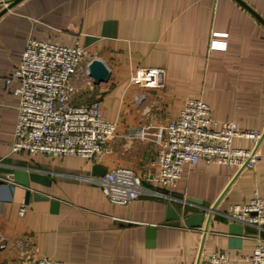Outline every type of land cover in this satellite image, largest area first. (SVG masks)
Instances as JSON below:
<instances>
[{
	"label": "crops",
	"instance_id": "0c3cea01",
	"mask_svg": "<svg viewBox=\"0 0 264 264\" xmlns=\"http://www.w3.org/2000/svg\"><path fill=\"white\" fill-rule=\"evenodd\" d=\"M14 1L0 0V264L40 258L57 264H195L217 251L229 252L235 264H249L242 257L252 254L257 237L264 239V227L245 226L241 248H231L232 221L225 213L254 193L264 196V136L254 169L201 160L184 167L175 187H163L154 181L156 145L134 139L131 131L167 124L188 98H199L217 122L264 134V24L236 0ZM242 1L264 20V0ZM215 33L224 37L214 38ZM30 38L69 47L78 39L87 50L73 79V101L99 100L102 118L117 122L113 152L103 160L12 152L18 84L7 79L20 66ZM94 59L106 65V81L89 76ZM141 67L163 68L164 87L130 85ZM234 146L253 144L235 139ZM97 165L107 172L132 169L146 193L127 205L111 202L97 182L106 174L95 175ZM16 170L40 173L49 184H17ZM53 201L59 204L56 212ZM24 204L28 210L21 216ZM169 204L185 216L212 211L208 230L206 221L192 229L165 224ZM147 226L157 228L154 247L147 246Z\"/></svg>",
	"mask_w": 264,
	"mask_h": 264
},
{
	"label": "built area",
	"instance_id": "2783aa9c",
	"mask_svg": "<svg viewBox=\"0 0 264 264\" xmlns=\"http://www.w3.org/2000/svg\"><path fill=\"white\" fill-rule=\"evenodd\" d=\"M214 38L224 37L213 34ZM213 41L212 43H214ZM88 59L87 50L77 39L74 46H63L35 38L27 42L22 61L7 82H17L18 119L11 144L13 153L72 156L101 161L113 152L110 140L117 122L102 118L101 102L74 103L73 79ZM165 70L160 67L136 69L130 85L163 88ZM134 139L151 141L157 147L159 172L154 181L175 187L186 165L194 168L203 160L238 169H254L259 161L257 148L263 132L241 129L231 121L217 122L209 105L199 98H188L177 119L163 125H146L131 131ZM235 139L252 142L250 149L234 146ZM104 195L113 203L127 205L146 193L143 180L132 169L117 167L98 181ZM28 205L20 207V215ZM225 215L232 221L257 229L264 227V196L254 193L243 204L229 207ZM249 264H264V239L257 237L251 255L242 257ZM240 260V259H239ZM229 252L217 251L195 264H235ZM20 264H57L51 259H29Z\"/></svg>",
	"mask_w": 264,
	"mask_h": 264
},
{
	"label": "water",
	"instance_id": "95a60500",
	"mask_svg": "<svg viewBox=\"0 0 264 264\" xmlns=\"http://www.w3.org/2000/svg\"><path fill=\"white\" fill-rule=\"evenodd\" d=\"M21 0H15L13 4L20 2ZM239 4H241L245 9L251 12L260 22L264 24V20L244 1L236 0ZM88 73L89 76L97 83L106 81L109 77V71L106 65L99 59H94L89 63L88 66ZM100 168V166L94 167V174L103 176L107 173L106 169ZM13 181L17 184H21L23 186L29 187L31 183H36L40 185H48L49 179L47 176H44L37 172H26L22 170H16L13 174ZM10 190L13 191L14 186L8 185ZM36 199L46 200L47 197L41 194H35ZM189 202L200 203L196 199H188ZM59 204L56 201L52 202V211L56 212ZM184 213H180L173 207L171 204L167 207V215H166V223L172 226H180L185 225L187 228H203L205 223V230H208L209 223L211 221L213 212H206L201 211L198 213H194L192 215L185 216ZM244 232V226L238 223H231L229 225V233L233 236L229 241V245L231 248L240 249L242 246V238ZM147 233V246L154 247L156 244V236H157V228L155 226H147L146 227Z\"/></svg>",
	"mask_w": 264,
	"mask_h": 264
}]
</instances>
